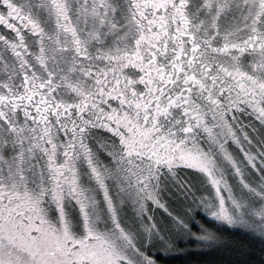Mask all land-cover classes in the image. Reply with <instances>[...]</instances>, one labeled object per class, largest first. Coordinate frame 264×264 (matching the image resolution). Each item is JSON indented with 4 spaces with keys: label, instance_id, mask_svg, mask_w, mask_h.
<instances>
[{
    "label": "snow or ice",
    "instance_id": "obj_1",
    "mask_svg": "<svg viewBox=\"0 0 264 264\" xmlns=\"http://www.w3.org/2000/svg\"><path fill=\"white\" fill-rule=\"evenodd\" d=\"M218 225L264 239V0H0V264H157Z\"/></svg>",
    "mask_w": 264,
    "mask_h": 264
},
{
    "label": "trees",
    "instance_id": "obj_2",
    "mask_svg": "<svg viewBox=\"0 0 264 264\" xmlns=\"http://www.w3.org/2000/svg\"><path fill=\"white\" fill-rule=\"evenodd\" d=\"M208 223H213L198 214ZM222 243L198 247L195 240L177 246L168 258H158L160 264H264V239L238 228L217 226Z\"/></svg>",
    "mask_w": 264,
    "mask_h": 264
},
{
    "label": "rangeland",
    "instance_id": "obj_3",
    "mask_svg": "<svg viewBox=\"0 0 264 264\" xmlns=\"http://www.w3.org/2000/svg\"><path fill=\"white\" fill-rule=\"evenodd\" d=\"M244 121L246 122V123H248V124H250V123H258V122H256L255 121V118L254 117H252V116H247V118H245L244 119ZM249 131H251L250 129H249ZM229 149H230V151H233V152H238V150H237V148H236V146L235 145H229ZM53 214H54V212H53ZM200 214H202L203 215V213H200ZM157 216H158V218H159V212H157ZM206 219H207V217H205ZM207 221H208V219H207ZM222 226H225V225H222ZM227 228H231V227H228V226H226ZM238 229H241V228H238ZM242 230H244V229H242ZM243 232H249V231H246V230H244ZM249 233H251V232H249ZM190 239H188V241H189ZM179 243H181V244H186L187 243V241L185 240V239H180V240H178L177 241V244H176V248H177V246L179 245ZM177 250V249H176ZM175 252V250L174 251H171V252H169V253H167V254H165V253H163V252H161V251H158V250H150V254H152L153 256H154V258L157 260V264H160L159 262H158V258L159 257H161V258H168V257H171L173 254L172 253H174Z\"/></svg>",
    "mask_w": 264,
    "mask_h": 264
},
{
    "label": "flooded vegetation",
    "instance_id": "obj_4",
    "mask_svg": "<svg viewBox=\"0 0 264 264\" xmlns=\"http://www.w3.org/2000/svg\"><path fill=\"white\" fill-rule=\"evenodd\" d=\"M247 116H249V115H247V114H240V115H239V120H240V122L243 123V124H245V125H247L248 123H246V122L244 121V119L247 118ZM250 130H251V129H250Z\"/></svg>",
    "mask_w": 264,
    "mask_h": 264
}]
</instances>
